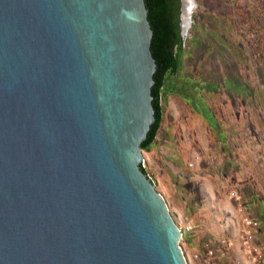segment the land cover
Masks as SVG:
<instances>
[{
	"label": "water",
	"instance_id": "water-1",
	"mask_svg": "<svg viewBox=\"0 0 264 264\" xmlns=\"http://www.w3.org/2000/svg\"><path fill=\"white\" fill-rule=\"evenodd\" d=\"M150 38L143 0H0V264H186L141 168Z\"/></svg>",
	"mask_w": 264,
	"mask_h": 264
},
{
	"label": "rangeland",
	"instance_id": "rangeland-1",
	"mask_svg": "<svg viewBox=\"0 0 264 264\" xmlns=\"http://www.w3.org/2000/svg\"><path fill=\"white\" fill-rule=\"evenodd\" d=\"M188 2L179 70L141 168L186 264H205L203 243L211 264H235L227 238L240 235L238 215L264 223V0H184L183 15Z\"/></svg>",
	"mask_w": 264,
	"mask_h": 264
},
{
	"label": "trees",
	"instance_id": "trees-1",
	"mask_svg": "<svg viewBox=\"0 0 264 264\" xmlns=\"http://www.w3.org/2000/svg\"><path fill=\"white\" fill-rule=\"evenodd\" d=\"M143 4L151 30L149 51L155 65L150 88L153 123L140 144L141 150L148 151L163 119L161 102L169 92L171 79L179 70L182 37L180 0H143ZM201 247L205 254L209 246L203 243Z\"/></svg>",
	"mask_w": 264,
	"mask_h": 264
},
{
	"label": "crops",
	"instance_id": "crops-1",
	"mask_svg": "<svg viewBox=\"0 0 264 264\" xmlns=\"http://www.w3.org/2000/svg\"><path fill=\"white\" fill-rule=\"evenodd\" d=\"M248 194L249 195H247V197H248V199H250V202H252V201L254 202V200H253L254 196L252 195V193L248 192ZM239 211L241 212V210H239ZM244 211H245V213L243 212V214H242V212H241V214L238 215L240 217V229H242V227H243V219L246 218V217L247 218L249 217V213H247L246 210H244ZM258 213L259 212L255 213V214L258 215ZM242 215H243V218L241 220V216ZM260 217L264 218L262 216H260ZM250 220L254 222V228H253L254 243L258 247L260 255L262 256V258H264V223L260 224L259 222H256L253 219H250ZM210 235L211 234H208V233L205 234V238H210ZM229 237H231V238H229ZM229 237L227 238L230 241L229 242L230 246H228L229 249H227L228 254L231 256L232 259L237 261L235 264H237V263L238 264L246 263L247 256H246V254L242 251V249L239 246V236H236L235 234H230ZM207 241L210 243L209 240H207ZM206 244L209 246L208 243H206ZM209 248L212 249L211 246H209ZM221 255L222 254H220L219 256H221Z\"/></svg>",
	"mask_w": 264,
	"mask_h": 264
},
{
	"label": "built area",
	"instance_id": "built-area-1",
	"mask_svg": "<svg viewBox=\"0 0 264 264\" xmlns=\"http://www.w3.org/2000/svg\"><path fill=\"white\" fill-rule=\"evenodd\" d=\"M253 228H254V222L247 217L244 218L243 227L239 235V246L247 256L246 263L244 264H264V258H262V256L260 255L258 247L254 243ZM212 256H213L212 249L206 247L204 263L211 264L210 260Z\"/></svg>",
	"mask_w": 264,
	"mask_h": 264
},
{
	"label": "bare ground",
	"instance_id": "bare-ground-1",
	"mask_svg": "<svg viewBox=\"0 0 264 264\" xmlns=\"http://www.w3.org/2000/svg\"><path fill=\"white\" fill-rule=\"evenodd\" d=\"M183 1L181 0V28L182 26H184L186 23H188V15H189V10H190V6H191V2H188L186 5L185 11H184V15H183Z\"/></svg>",
	"mask_w": 264,
	"mask_h": 264
}]
</instances>
